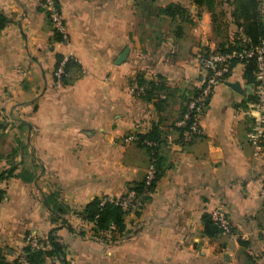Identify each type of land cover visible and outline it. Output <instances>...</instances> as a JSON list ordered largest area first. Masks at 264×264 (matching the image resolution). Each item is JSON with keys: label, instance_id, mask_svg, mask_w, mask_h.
<instances>
[{"label": "crops", "instance_id": "obj_1", "mask_svg": "<svg viewBox=\"0 0 264 264\" xmlns=\"http://www.w3.org/2000/svg\"><path fill=\"white\" fill-rule=\"evenodd\" d=\"M139 1L55 0L63 42L38 0H0V249L11 263L30 235L58 229L65 257L46 264H264V152L247 140L245 66L228 81L242 94L224 84L208 99L202 135L186 142L177 125L206 76L197 57L247 40L236 4ZM138 76L163 91L146 99ZM155 127L154 159L132 138ZM154 162L160 178L126 216V237H95L79 212L124 198ZM218 207L232 233L210 236L204 217Z\"/></svg>", "mask_w": 264, "mask_h": 264}, {"label": "built area", "instance_id": "obj_2", "mask_svg": "<svg viewBox=\"0 0 264 264\" xmlns=\"http://www.w3.org/2000/svg\"><path fill=\"white\" fill-rule=\"evenodd\" d=\"M44 10L49 15L54 29L62 38L63 42L68 41V35L65 28L64 19L59 11L55 0H38ZM255 60V86H253L256 101L250 106L253 124L251 131L247 135L248 142L254 147V156H259L264 152V36L258 46L251 49H242L233 52H220L213 50L206 55L197 57L195 65L206 72V76L202 80L201 87L196 95L190 97L185 108V112L178 127L182 130L183 139L190 142L195 137L202 135L203 131L200 125L201 115L207 105L208 99L214 93L215 89L228 83L232 74V64L236 61L239 64L246 65L251 60ZM69 62L68 57L63 58L55 71V79L57 85H61L66 75V66ZM143 88H138V92L142 93ZM132 139L138 141L135 136ZM148 146H153L151 142H145ZM156 170L151 164L144 179V195H151L150 188L155 181ZM261 195L264 200V187L261 189ZM140 195L135 190H130L127 196L119 200L110 199L111 202L120 204L124 209H133L139 205ZM211 221L223 233L231 234L229 218L225 209L218 207L213 209L209 214ZM27 245L32 248H40V237L30 235L27 238ZM22 255V254H21ZM20 256V255H19ZM21 264H26L24 255L20 259Z\"/></svg>", "mask_w": 264, "mask_h": 264}, {"label": "trees", "instance_id": "obj_3", "mask_svg": "<svg viewBox=\"0 0 264 264\" xmlns=\"http://www.w3.org/2000/svg\"><path fill=\"white\" fill-rule=\"evenodd\" d=\"M193 3H216V0H192ZM224 3H235L236 9L233 13L234 19L242 20L238 26L242 28V36L247 40L238 38L232 45L228 47H221L220 52H233L240 51L242 49H251L258 46L261 39L264 36V21L259 10V2L257 0H222ZM170 9V7H169ZM167 9L166 11L170 12ZM8 23L7 18L0 13V34ZM239 63L233 62L232 67L235 68ZM245 66L244 79L252 87L255 86V73L256 65L255 60H249ZM138 87L144 88L145 85L149 89H144L142 96L146 99H151L155 92L163 91L164 88L152 83L146 82L143 76L137 77ZM252 102L256 101V97L252 96ZM158 129L155 127L149 135H138V143L144 147H147L151 152L153 158H156L157 147L148 146L145 142H152L153 144H158ZM182 131V130H181ZM155 166L156 176L150 191L151 194L154 192L156 183L160 178V169L157 167V163H152ZM144 180L140 183L135 184L131 190H135L140 195L139 203H144L148 201L150 195H144ZM3 192H0V201L2 200ZM131 209H124L120 204L116 202H111L110 199L95 198L89 202L81 212H79L80 218L88 223L93 224V234L95 237H102L106 235H112V240L117 241L126 237V216ZM205 232L213 236L217 234L220 230L211 221L209 215L204 217ZM58 229L51 230L44 238H40V248H32L26 245L22 250V255L26 260V264H46V260L49 258H64L66 254L65 246L60 242L59 236L57 235ZM221 232V231H220ZM13 262L7 260L5 252L0 249V264H21L20 259L22 255Z\"/></svg>", "mask_w": 264, "mask_h": 264}, {"label": "water", "instance_id": "obj_4", "mask_svg": "<svg viewBox=\"0 0 264 264\" xmlns=\"http://www.w3.org/2000/svg\"><path fill=\"white\" fill-rule=\"evenodd\" d=\"M127 53H128V50L126 49L123 54L120 56L119 58V63L123 62L125 59H126V56H127ZM226 85L228 87H230L231 89H233L234 91H236L237 93H240L242 94L243 93V90L241 88V85L239 82H235V83H226Z\"/></svg>", "mask_w": 264, "mask_h": 264}, {"label": "rangeland", "instance_id": "obj_5", "mask_svg": "<svg viewBox=\"0 0 264 264\" xmlns=\"http://www.w3.org/2000/svg\"><path fill=\"white\" fill-rule=\"evenodd\" d=\"M153 1L155 2V0H153ZM139 3H151V2H150V0H140ZM216 3H224V2L222 0H216Z\"/></svg>", "mask_w": 264, "mask_h": 264}]
</instances>
